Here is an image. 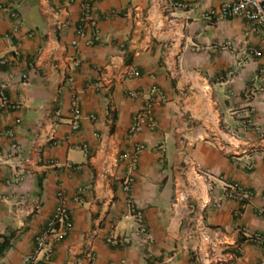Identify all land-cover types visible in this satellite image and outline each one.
<instances>
[{
    "label": "crops",
    "instance_id": "0c3cea01",
    "mask_svg": "<svg viewBox=\"0 0 264 264\" xmlns=\"http://www.w3.org/2000/svg\"><path fill=\"white\" fill-rule=\"evenodd\" d=\"M82 1L0 0V88L22 104L0 111V154L6 130L19 144L0 158V264L33 252L59 188L71 228L41 264H261L264 248L248 237H264V27L206 17L233 0H97L92 42L75 32ZM249 46L261 54L248 57ZM146 108L153 128L129 135ZM183 149L210 182L183 163ZM16 173L23 180L7 185ZM225 182L251 197L224 199ZM131 208L155 237L150 247L106 242L133 235Z\"/></svg>",
    "mask_w": 264,
    "mask_h": 264
},
{
    "label": "built area",
    "instance_id": "2783aa9c",
    "mask_svg": "<svg viewBox=\"0 0 264 264\" xmlns=\"http://www.w3.org/2000/svg\"><path fill=\"white\" fill-rule=\"evenodd\" d=\"M97 0H83L81 2V11L77 23L75 25V32L78 36H86L90 32V38L92 42L101 41L100 35L96 32L97 18L94 15V3ZM176 6H184L182 3H175ZM2 7L0 6V9ZM14 16V13H10ZM208 18H236L240 17L245 19L249 26L246 29V32L256 30L258 28L264 27V0H233L225 1L218 9L209 10L206 13ZM76 44V40L72 42ZM261 53L254 46H249L247 48L248 57L259 56ZM7 60L5 58H0V66H5ZM133 75L137 76L138 72H133ZM26 78V75L24 76ZM264 87V84H263ZM129 96H135V93L132 91L128 92ZM80 96L77 91H72L71 96V120L72 128L77 129L79 126V121L83 116L81 105H80ZM22 107V104L18 101L11 99L4 91L0 88V111L1 110H10V111H19ZM93 118V116H90ZM19 119H17L18 121ZM154 119L151 116V111L149 108H146L144 111L137 113L129 127V135H133L143 128L151 129L154 126ZM5 135L9 139L8 145L5 147L6 154L3 156L0 154V158L5 159L13 157L19 150V144L15 140L14 132L12 129L5 131ZM234 136V135H233ZM143 148V145L139 142L135 144V150L139 151ZM183 155V163L186 166L192 167L197 176L203 178L205 181L210 182L212 179V174L204 169L201 165L192 161L191 157L184 152V149L181 151ZM126 158V155H122ZM129 168L134 169L136 166V157L130 156L129 159ZM248 169H252V165L248 166ZM23 180V175L16 173L10 180H7V185H17ZM132 182V178L128 176L124 181V188L129 189V185ZM223 198L231 199L239 204H243L247 199L252 195V191L248 188L241 186L236 182H225L223 183ZM57 204L55 205L51 216L49 217L44 229L37 235L35 248L33 252L27 254L23 257L21 264H41L38 259V255L43 253L46 258H50L53 254V245L56 241L65 237L71 228L70 215L68 207L66 204V193L62 188H59L57 193ZM24 195H21V200H24ZM75 200L79 201L80 197L75 196ZM132 214L136 217L137 228L132 236L119 238L118 236H109L106 238V242L110 245H118L122 242L129 243L132 239L138 240L141 244H144L150 247L155 237L146 227L143 215L141 210L131 208ZM252 241L260 243L264 248V237L261 233H253L248 237ZM264 264V261L261 262Z\"/></svg>",
    "mask_w": 264,
    "mask_h": 264
},
{
    "label": "trees",
    "instance_id": "16d2710c",
    "mask_svg": "<svg viewBox=\"0 0 264 264\" xmlns=\"http://www.w3.org/2000/svg\"><path fill=\"white\" fill-rule=\"evenodd\" d=\"M6 247H7V246H6V242H5V241H3L2 243H0V253H2L3 250H4Z\"/></svg>",
    "mask_w": 264,
    "mask_h": 264
}]
</instances>
